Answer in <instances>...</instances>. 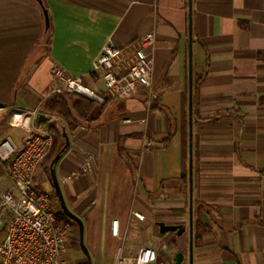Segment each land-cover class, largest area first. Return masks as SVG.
<instances>
[{
    "label": "crops",
    "instance_id": "crops-1",
    "mask_svg": "<svg viewBox=\"0 0 264 264\" xmlns=\"http://www.w3.org/2000/svg\"><path fill=\"white\" fill-rule=\"evenodd\" d=\"M40 1L49 28L39 0H0V142L21 147L36 125L49 130L37 118L61 68L107 103L101 122L72 133L55 117L66 145L53 167L67 211L89 220V234L99 226L109 234L105 264L124 241L154 248L153 264H174L178 253L184 264H264V0ZM153 29L158 99L149 108L148 88L114 97L93 67L113 42L123 51L115 63L122 77ZM26 111L40 113L29 128L13 127L12 117ZM145 139L155 144L145 147ZM41 169L37 189L53 192L58 213L64 208L48 172V187L38 186ZM70 220L87 240V225L85 234L82 221ZM160 223L185 231L162 232ZM75 238L71 260L82 252ZM95 245L90 235L89 263Z\"/></svg>",
    "mask_w": 264,
    "mask_h": 264
},
{
    "label": "built area",
    "instance_id": "built-area-1",
    "mask_svg": "<svg viewBox=\"0 0 264 264\" xmlns=\"http://www.w3.org/2000/svg\"><path fill=\"white\" fill-rule=\"evenodd\" d=\"M157 33L153 29L139 40L135 49V60L127 72L118 76L115 63L123 51L113 42H108L94 62L93 74H102L108 92L117 98L140 95L142 88L149 90L147 105L151 108L158 94L154 91ZM57 81L53 93L79 94L101 104L104 100L81 78L70 77L61 68L53 70ZM40 112L26 111L12 117L15 128H29ZM51 132L43 125H36L35 132L25 138L18 147L10 139L0 142V160L16 188L15 193L0 191V264H82L66 257L73 244L71 220L57 221L52 195L39 192L35 175L53 147ZM155 144L145 139L144 146ZM91 155L87 156L84 173L90 171ZM141 221L145 218L134 213ZM112 234L121 237L120 223L112 222ZM158 254L154 248H135L122 242L117 248L112 264H153Z\"/></svg>",
    "mask_w": 264,
    "mask_h": 264
},
{
    "label": "trees",
    "instance_id": "trees-1",
    "mask_svg": "<svg viewBox=\"0 0 264 264\" xmlns=\"http://www.w3.org/2000/svg\"><path fill=\"white\" fill-rule=\"evenodd\" d=\"M39 2L41 3L40 0ZM43 9L45 12L44 5ZM106 104L101 105L99 102L79 94L49 93L40 108V112L45 114L49 119V130L54 138L53 147L43 163L48 174H51V166L54 160L61 154L66 145V138L64 135L66 130L61 131L56 127V124L54 123V120L56 119L55 117L61 118L69 132L72 133L80 127H90L101 122L104 117V108L106 107ZM168 137H170V135ZM70 219H72V215L67 210L61 209L57 213V221L59 222ZM200 240V236L195 237V242L197 244Z\"/></svg>",
    "mask_w": 264,
    "mask_h": 264
},
{
    "label": "rangeland",
    "instance_id": "rangeland-1",
    "mask_svg": "<svg viewBox=\"0 0 264 264\" xmlns=\"http://www.w3.org/2000/svg\"><path fill=\"white\" fill-rule=\"evenodd\" d=\"M2 126L3 125H1V127H0V135L2 133H4L3 132L4 130H3ZM19 130H20V128H19ZM4 167H3L2 163H0V191L15 193L16 188L14 186V183L12 182V179L8 175V172L5 171L6 168L4 169ZM46 173H47V171L45 172V169H41L40 172L37 175L38 186H39V188H41L43 190L48 187L46 185L47 183L45 182V181H47V175L49 176V178L51 177V174H47L46 175ZM50 182H51V180H49V184H50ZM51 186H52V184H51ZM52 190H54V189H52ZM50 193L52 194L53 192L50 191ZM81 221L83 223V232L84 233L86 231V229H85L86 225L88 227V233L87 234L85 233L87 235L86 237L88 239L87 240L85 239V241H84L87 250H85V251L83 250V252L79 251L80 253H72L73 259L77 260V259L84 258L83 260H80L78 262H81L82 264H87L86 263L87 262L86 259L89 260L90 255L94 252L93 249H91V248L88 249V247H87V246H89L90 235H91V238H93V240L96 242L95 248L97 249V252L93 255L94 257L91 258V262L90 263L91 264H105V261H106L105 254H106V252H107V250L109 249V246H110L109 245V243H110L109 234L101 226H99V228H98L99 234L96 235V233L93 232V227L91 229V234H89V220L88 219H81ZM71 222H73V220H71ZM81 230H82L81 227H79L78 225H74V224L72 225V223H71V232L73 231V235H74V237H76L75 239H76L77 243L79 242V235H80L79 232ZM95 232H96V230H95ZM86 241H87V244H86ZM119 244H118V246H119Z\"/></svg>",
    "mask_w": 264,
    "mask_h": 264
},
{
    "label": "water",
    "instance_id": "water-1",
    "mask_svg": "<svg viewBox=\"0 0 264 264\" xmlns=\"http://www.w3.org/2000/svg\"><path fill=\"white\" fill-rule=\"evenodd\" d=\"M45 16H46V27L49 28L50 27V19H49V15H48V12L45 11ZM37 121L38 123H47L49 122V119L44 116V115H40L38 118H37ZM67 137V136H66ZM67 146H68V143H67ZM64 150L61 152L60 155L57 156V158L54 160L53 164H52V168H51V178L53 180V183H54V187H55V190H56V194L59 198V200L61 201L62 205H63V208L64 210H67L66 206H65V203H64V200H63V195H62V191H61V187H60V181L58 180L57 178V175H56V172L54 170V165L59 161V159L61 158L62 154H63ZM72 219H74L75 222L79 223L80 225L81 224V221L75 217L72 216ZM160 227H161V230L162 232H168V231H172V232H177L179 235H181L185 229H183L181 226H169V225H166L165 223H160ZM81 246L83 248V250L85 251L86 248L84 246V242H83V236L81 237ZM184 261V255L182 253H178L175 257V263L174 264H184L183 263Z\"/></svg>",
    "mask_w": 264,
    "mask_h": 264
},
{
    "label": "flooded vegetation",
    "instance_id": "flooded-vegetation-1",
    "mask_svg": "<svg viewBox=\"0 0 264 264\" xmlns=\"http://www.w3.org/2000/svg\"><path fill=\"white\" fill-rule=\"evenodd\" d=\"M56 196H57V194H56ZM81 237H82V235L80 234V242H81ZM79 246L81 248V251L83 252V248H82L81 244ZM86 263H89V262H86Z\"/></svg>",
    "mask_w": 264,
    "mask_h": 264
}]
</instances>
